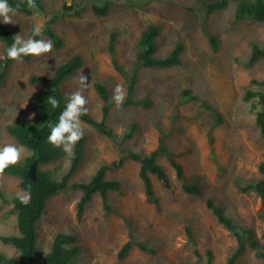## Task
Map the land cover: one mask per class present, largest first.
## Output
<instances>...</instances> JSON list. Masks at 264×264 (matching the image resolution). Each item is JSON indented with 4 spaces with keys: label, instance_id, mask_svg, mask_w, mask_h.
<instances>
[{
    "label": "rangeland",
    "instance_id": "374dc122",
    "mask_svg": "<svg viewBox=\"0 0 264 264\" xmlns=\"http://www.w3.org/2000/svg\"><path fill=\"white\" fill-rule=\"evenodd\" d=\"M104 16L96 15L92 4L104 0H42L45 18L42 36L51 40L45 28L52 29L62 38V45L29 60H13L0 81V145L14 143L6 126L14 120H33L30 105L37 91L47 83L42 80L53 74L55 68L75 53L82 55L83 64L68 76L61 85L64 103L79 87L80 74L87 77L88 88L81 89L87 98L86 107L91 116L100 120L102 100L93 87L100 81L112 98L117 84L124 78L114 69L108 53L110 33H117L115 56L118 62L130 68L138 52L137 39L149 23L160 26L156 55H167L176 42L184 45L180 63L166 68L138 70L134 89L136 98L149 96L150 108L129 105L117 108L114 102L109 108L108 125L118 136L115 141L99 134L91 125L83 122L86 140L80 166L72 176L73 181H88L102 164L112 165L128 149L150 153L160 135L167 149L176 155L188 182L198 184L201 195L183 191L176 179L175 170L165 155L157 162L165 169L169 187H165L155 175L150 174L158 204L150 203L145 196L139 177V164L125 160L121 166L109 168L105 177L117 179L121 190L110 191L109 197L119 214L106 213L98 193L92 195L77 216L80 190L59 192L47 200L44 215L37 226L36 264H42L56 233L75 234L79 253L71 264H205V254L212 250L215 264H226L236 247V239L215 217L206 205L212 198L227 215L243 226L251 228L260 239L264 251V199L253 191L242 192L239 185L261 178L258 165L264 161V136L260 135L255 114L260 110L257 97L245 99L248 89L261 87L253 83L264 80V57L252 66L243 64L251 53L252 43H264V24L246 19L234 21V10L239 0H227L224 9L216 10L205 18L204 2L215 0H109ZM64 3L81 6L80 15L62 12ZM10 26L14 35L27 38L34 26L35 15L16 13ZM206 19L208 30L219 39V48L212 50L209 39L202 31ZM52 41V40H51ZM53 44V43H52ZM3 45L0 41V57ZM41 80L31 83V77ZM189 88L200 102L189 100L178 105L180 92ZM205 102L221 112L224 122L213 131V142L208 140L212 120L207 111L201 110ZM178 105V106H177ZM137 131L126 138L130 123ZM22 161L31 152L23 146ZM19 161V162H20ZM70 163V155H63L50 163L40 164L51 176L59 179ZM20 178L0 173V189L12 197L26 194L20 188ZM132 224L135 238L152 247L154 252L132 246L123 259L118 252L128 240ZM193 240H189L186 228ZM17 233L16 211L13 203L0 200V235ZM197 250L200 257L196 256ZM0 252L17 257L19 251L0 241ZM237 264H264L255 249L246 246Z\"/></svg>",
    "mask_w": 264,
    "mask_h": 264
},
{
    "label": "trees",
    "instance_id": "16d2710c",
    "mask_svg": "<svg viewBox=\"0 0 264 264\" xmlns=\"http://www.w3.org/2000/svg\"><path fill=\"white\" fill-rule=\"evenodd\" d=\"M9 4L16 9V13L25 15H33L34 11L43 12L44 6L42 0H35L36 8L28 7V0H8ZM227 0H215L212 2H204L205 18L209 17L216 10L224 9L227 6ZM110 1L104 0L103 4H92L93 12L98 16H104L109 8ZM62 12L69 15H80L82 8L77 3H64L62 5ZM206 19L202 21V31L209 39L213 51L219 48V39L216 35L208 30ZM252 19L264 24V0H239L234 10V21H242ZM160 26L155 23L147 24L141 31L137 39L138 52L135 60L130 68L121 65L115 56L117 33L115 31L110 33L108 41V53L114 69L124 78L126 84L125 100L121 107L136 105L143 108H150L152 99L149 96L143 98H136L134 96V89L138 78V70L144 68H166L180 63V54L184 50V45L181 42H176L170 52L159 57L157 52V37L160 34ZM44 33L52 40L55 47L62 45V38L59 37L52 29L45 28ZM32 35V29L28 33V37ZM14 33L10 26L6 23H0V41L3 45V55L0 57V81L4 77L5 70L13 61L7 58L6 48L9 47L14 40ZM38 39V37H36ZM264 57V43H252L251 53L243 64L247 67L252 66L260 58ZM24 60H29L30 56L23 57ZM83 64L82 55L75 53L67 61L60 63L54 70L53 74L44 77L47 84L37 91L32 99L30 108L35 117L33 120L19 119L14 120L11 124L6 126L7 132L15 138L18 144L30 150V154L22 161L15 165H10L3 174L17 176L20 178V188L29 195L27 203L22 202L19 196L13 195L8 197L0 189V200L2 202L13 203L16 211L17 233L0 235V241L3 244L11 245L19 251L17 257L9 256L4 252H0V264H36L35 257L37 252V226L42 216L44 215L47 200L59 192L72 190H80L81 196L77 203V216H81L85 204L91 200L92 195L98 193L102 200V208L106 213H116L119 211L113 207L109 197L110 191H120L121 184L117 179H108L105 177L106 171L112 166H121L125 160H132L139 164V177L143 182L146 199L155 205L158 204V199L154 194L150 174L155 175L156 178L165 186L169 187L170 180L165 169L157 162L160 155H165L169 160L170 165L175 170L176 179L181 184L184 192L201 195L202 191L198 184L188 182L184 177L182 165L176 160V155L171 153L164 143V137L159 136L156 147L148 154L137 152L128 149L117 162L112 165L102 164L92 174L88 181H73L72 176L80 166L84 152V142L86 136L83 135L80 141L74 146V155L70 156V163L64 173L59 179L51 176L47 170H42L40 164L50 163L59 159L64 151L62 147H55L47 141L49 122H55L59 113L63 110L65 103L61 95V85L63 81L74 73ZM41 80L36 76L31 77V83H36ZM253 83L261 88L258 90L248 89L245 94V99L250 100L257 97V102L260 105V110L255 114V122L259 128L260 135L264 136V80H255ZM93 87L102 100L101 118L95 119L89 112L81 116V120L93 128L99 134L107 136L115 141L118 136L113 129L108 125L109 108L112 102L110 93L104 83L94 81ZM54 95L59 101L56 108H52L48 104L47 97ZM189 100L200 102L198 96L193 94L192 90L185 88L180 92L178 105L186 103ZM177 105V106H178ZM199 107L201 110L208 112L212 123L208 130V140L213 142L212 131L224 122L223 115L214 106L209 103L202 102ZM137 131V125L130 123L129 129L126 131V138H130L134 132ZM37 161L36 179L33 181L28 176V169L30 164ZM258 171L261 178L257 180H249L244 185L238 184V189L242 192L253 191L255 194L264 199V161L258 165ZM206 205L212 210L217 220L228 229L236 239V247L228 257L226 264H237L239 256L245 251L246 246L255 249V254L264 263V251L260 248V239L256 236L254 231L246 226H243L236 219L227 215L224 208L216 203L214 199L207 198ZM125 222L129 229L128 240L123 244L118 252V258L123 259L129 252L132 246L136 245L143 251L153 253L154 249L147 246L143 241L135 238L132 230L131 222L126 218ZM189 240H193L191 230L186 228ZM261 238L264 239V231L261 233ZM78 237L75 234L58 232L55 234L49 250L43 256L42 264H71L75 256L79 253L80 247L76 243ZM194 253L200 257L198 251L195 249ZM205 264H215L213 262L212 250L208 249L205 254Z\"/></svg>",
    "mask_w": 264,
    "mask_h": 264
},
{
    "label": "clouds",
    "instance_id": "9594fccd",
    "mask_svg": "<svg viewBox=\"0 0 264 264\" xmlns=\"http://www.w3.org/2000/svg\"><path fill=\"white\" fill-rule=\"evenodd\" d=\"M28 7L35 9V0H28ZM15 14L16 9L9 4L8 0H0V23H13L12 18ZM34 15L36 19L32 28V35L27 38L19 34L15 35L12 44L6 48L8 59L19 61L25 56H40L51 51L53 47L51 40L36 38L42 36L45 18L38 11H34ZM86 81L87 77L80 74V87L68 97L57 120L49 122L47 125L50 130L47 141L55 147H62V150L70 156L74 155V146L84 135L81 116L88 112L86 107L88 101L81 89L88 88L89 83ZM47 100L52 108H56L59 105V101L54 95H49ZM112 100L117 108L123 104L125 100L123 85L117 84L115 86ZM22 150L23 146L18 147L14 143L0 145V173L10 165H15L21 160L23 155ZM19 199L27 203L29 195H20Z\"/></svg>",
    "mask_w": 264,
    "mask_h": 264
},
{
    "label": "water",
    "instance_id": "95a60500",
    "mask_svg": "<svg viewBox=\"0 0 264 264\" xmlns=\"http://www.w3.org/2000/svg\"><path fill=\"white\" fill-rule=\"evenodd\" d=\"M36 171H37V161L34 160L30 166H29V169H28V176L30 177L31 180H35L36 179Z\"/></svg>",
    "mask_w": 264,
    "mask_h": 264
}]
</instances>
